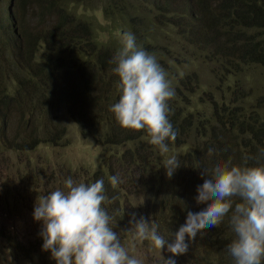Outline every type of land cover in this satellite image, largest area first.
Returning <instances> with one entry per match:
<instances>
[{
  "label": "trees",
  "instance_id": "1",
  "mask_svg": "<svg viewBox=\"0 0 264 264\" xmlns=\"http://www.w3.org/2000/svg\"><path fill=\"white\" fill-rule=\"evenodd\" d=\"M79 2H101V14L116 21L102 27L93 16L76 14ZM126 32L137 48L155 55L175 91L168 118L178 136L167 142L166 154L146 131L122 128L111 111L121 95L114 58L123 44L118 37ZM194 61L211 67L219 83L233 76L241 92L242 72L264 69V0H0V154L58 146L70 121L82 137L122 149L115 163L133 164L131 184L141 180L146 186L143 217L173 243L187 211L203 207L195 197L207 178L204 169L229 160L241 167L264 165V95L247 104L243 97L223 98L216 84L196 108L189 101L199 84L189 65ZM182 147L188 149L176 155L181 167L169 178L166 160ZM113 223L129 228L120 216ZM1 236L14 259L31 260L33 242L23 245L24 237L2 228ZM232 239L225 217L198 234L185 254L163 251L176 264H234L227 251Z\"/></svg>",
  "mask_w": 264,
  "mask_h": 264
},
{
  "label": "clouds",
  "instance_id": "2",
  "mask_svg": "<svg viewBox=\"0 0 264 264\" xmlns=\"http://www.w3.org/2000/svg\"><path fill=\"white\" fill-rule=\"evenodd\" d=\"M122 41L114 58L121 95L111 111L122 128L146 131L149 142L166 154L167 142L178 136L168 118V101L175 91L155 55L137 48L133 34L124 33ZM179 167V158L170 156L164 167L167 177L171 178ZM202 175L207 178L197 188L195 202L203 207L187 211L173 243L159 233L154 221L137 218L136 213L129 219V228L121 231L134 241H149L159 250L163 264H176L171 257L185 254L198 234L218 227L228 217L234 239L227 251L234 264H264V165L241 167L229 160L211 170L204 169ZM109 182L115 187L120 178L112 176ZM107 200L103 179L85 184L71 177L64 181L63 188L38 197L33 219L42 225V251L50 253L55 264H141L135 256H129V249L115 230L114 217L103 206ZM165 247L171 254L167 259L162 255Z\"/></svg>",
  "mask_w": 264,
  "mask_h": 264
},
{
  "label": "rangeland",
  "instance_id": "3",
  "mask_svg": "<svg viewBox=\"0 0 264 264\" xmlns=\"http://www.w3.org/2000/svg\"><path fill=\"white\" fill-rule=\"evenodd\" d=\"M101 6V2L95 6L79 2L77 6H74V11L79 15L93 16L98 24L105 27L106 22L116 20H111L101 14ZM114 35L117 38V33ZM118 39L122 41V37ZM179 63H182L181 59ZM189 65L199 77L198 88L190 94L189 99L194 102L196 108L200 107L199 99L206 100L205 93L212 91L216 84L219 85L218 88L222 91L220 96L223 98L226 96H235V99L243 97L247 104L253 103L256 96L264 95V69L257 67L245 69L241 74L243 90L239 92L240 88L233 83V76L230 81L219 83L211 73V67L198 66L199 64L195 61ZM4 147L8 148L9 144L4 143ZM185 149L188 148H178L171 151V154L175 156L184 154ZM121 151V148L101 146L90 135L82 137L76 126L68 121L66 140L58 146L40 144L30 152L9 153L4 151L0 154V228L3 229V233L21 235L24 237L23 245L30 241L34 243L31 247L36 248L27 254L32 257L31 260L17 257L14 259L13 253L1 245L3 244L1 236L0 264H50L54 262L50 258V253L43 252L42 247L39 248L43 245L40 237L42 225L33 219L34 204L38 197L47 195L57 188H63L64 181L69 177L76 183L85 184L103 179L105 195L108 197L103 206L106 211L114 213V217L120 216L123 222L129 221L132 213H136L137 218L143 216L146 186L141 180L131 184L133 179L129 176L135 170L133 164H123V167L119 168L115 163L114 158L119 157ZM112 176L120 178V182L115 187L109 182ZM115 230L120 234L122 243L129 249L130 257L135 256L141 264H163V257L159 250L151 244L133 241L130 235H123L117 226ZM43 253L49 255H43ZM162 255L167 259V254L163 250Z\"/></svg>",
  "mask_w": 264,
  "mask_h": 264
}]
</instances>
